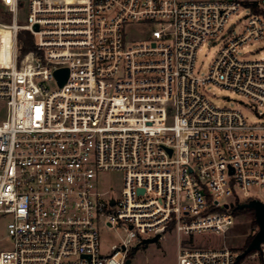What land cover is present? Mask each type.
<instances>
[{
	"label": "built area",
	"instance_id": "2783aa9c",
	"mask_svg": "<svg viewBox=\"0 0 264 264\" xmlns=\"http://www.w3.org/2000/svg\"><path fill=\"white\" fill-rule=\"evenodd\" d=\"M23 9L0 0V222L12 241L0 264H125L133 241L170 230L177 264H235L233 247L199 240L227 237L241 203L264 202V112L246 113L264 107V55L242 52L264 40V0H30L22 22ZM219 38L198 74L199 50ZM207 83L249 104H217ZM110 171L124 173L120 193L103 186ZM111 227L127 238L102 252Z\"/></svg>",
	"mask_w": 264,
	"mask_h": 264
},
{
	"label": "rangeland",
	"instance_id": "374dc122",
	"mask_svg": "<svg viewBox=\"0 0 264 264\" xmlns=\"http://www.w3.org/2000/svg\"><path fill=\"white\" fill-rule=\"evenodd\" d=\"M30 0H22L24 2V9L21 13V21L24 22L28 13V4ZM245 15L244 10L240 12V17L243 18ZM236 24L235 33L238 32L240 23L237 22V18L234 17L230 21L229 25ZM136 36H139V32L135 31ZM6 30L0 28V37L4 41L1 47L6 46L8 41ZM142 37V36H141ZM142 39H145L143 36ZM149 39V38H147ZM139 42L138 40L132 41ZM224 40L219 38L215 41L205 42L201 50H199L196 61V70L198 74H205L209 66L219 52ZM1 51V49H0ZM243 54L251 59H259L264 55V40L250 43L248 47L242 48ZM52 87L55 83L51 84ZM203 90L206 94L217 104L225 106H239L245 109L244 104H249L248 98L236 92L230 88L222 87L218 84L207 83ZM251 105V103H250ZM257 111H263L264 107H259L257 110H247L246 113L251 119H254L257 115ZM5 118V109L0 106V121ZM103 186L105 189H110L113 192L120 193L124 185V173L122 171H110L103 172L101 174ZM261 197H264V189L259 192ZM9 218H4L0 222V249H8L11 246V238L8 235L6 224ZM258 225L253 221L252 213L239 214L234 225L227 233V237L214 232H208L204 235V239L201 238L199 241L206 242L208 245L219 246L226 244L233 247L237 253L242 252V248L246 245L248 240H251L255 233L258 231ZM100 238L102 241V252H108L112 245L119 244L123 239L127 238V231L124 227H111L100 230ZM137 241H133L132 247L136 248L135 255L129 264H177V256L179 252L178 235L175 231H168L162 237L156 241L142 242L137 246ZM241 264H264V245L260 250L247 255Z\"/></svg>",
	"mask_w": 264,
	"mask_h": 264
},
{
	"label": "water",
	"instance_id": "95a60500",
	"mask_svg": "<svg viewBox=\"0 0 264 264\" xmlns=\"http://www.w3.org/2000/svg\"><path fill=\"white\" fill-rule=\"evenodd\" d=\"M69 70L66 67L59 68L55 71V75L58 78L59 84L62 85L66 82L68 78ZM240 208L247 207L254 210L255 218L258 223V231L253 236L249 245L238 254L237 259L243 258L248 255L253 250H260L264 244V202L259 199H252L248 202L241 203ZM159 239V235L144 239L143 242L156 241ZM131 259H127L126 263L129 264Z\"/></svg>",
	"mask_w": 264,
	"mask_h": 264
},
{
	"label": "trees",
	"instance_id": "16d2710c",
	"mask_svg": "<svg viewBox=\"0 0 264 264\" xmlns=\"http://www.w3.org/2000/svg\"><path fill=\"white\" fill-rule=\"evenodd\" d=\"M19 38H20V41L23 42V51L26 52V51H29L32 47H33V36L31 34V32L27 31V30H23L19 33ZM235 213L237 215L239 214H242V213H252L253 215V221L256 225H258L257 221H256V218H255V213H254V210L251 209V208H247V207H243V208H240V207H237L235 209ZM252 240V239H251ZM251 240H248V242L246 243V245L242 248V251L249 245L250 241ZM257 250H253L251 251L249 254L251 253H254L256 252ZM135 252H136V248H132L128 251V254H127V259H131L132 260V257L135 255ZM241 253V252H240ZM248 254V255H249ZM247 256V255H246ZM245 256V257H246ZM239 258V259H236V262L235 264H241V262L243 261V259L245 258ZM127 264V263H125Z\"/></svg>",
	"mask_w": 264,
	"mask_h": 264
}]
</instances>
